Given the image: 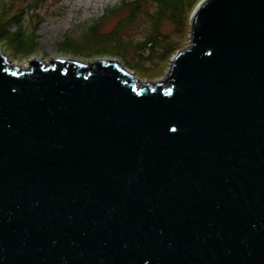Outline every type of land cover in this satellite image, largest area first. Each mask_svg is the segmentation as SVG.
Listing matches in <instances>:
<instances>
[{"label": "water", "instance_id": "water-1", "mask_svg": "<svg viewBox=\"0 0 264 264\" xmlns=\"http://www.w3.org/2000/svg\"><path fill=\"white\" fill-rule=\"evenodd\" d=\"M140 78L0 50V264H264V0H199Z\"/></svg>", "mask_w": 264, "mask_h": 264}, {"label": "rangeland", "instance_id": "rangeland-1", "mask_svg": "<svg viewBox=\"0 0 264 264\" xmlns=\"http://www.w3.org/2000/svg\"><path fill=\"white\" fill-rule=\"evenodd\" d=\"M83 1L84 3L78 0H0V23L25 8L22 22L24 33L34 35L33 44L23 49L16 48L7 39H3L0 41V50L15 64H27L31 57L51 58L58 55L78 59L115 57L122 63H127L136 76L155 80L166 72L174 52L188 45L189 17L181 20V25L168 17L152 21L150 15L154 7L146 3L136 19L122 28L119 42L123 46L104 42L96 47H103L104 54L94 56L95 47L90 44L82 45L91 33L89 26L94 23L95 32L107 36L113 30H120L115 26L116 23L126 18L133 6L120 7L107 15L106 9L118 6L122 0ZM9 29L14 31V22L9 25ZM148 34L157 38L158 42L145 43ZM163 41L167 47L162 46Z\"/></svg>", "mask_w": 264, "mask_h": 264}, {"label": "trees", "instance_id": "trees-1", "mask_svg": "<svg viewBox=\"0 0 264 264\" xmlns=\"http://www.w3.org/2000/svg\"><path fill=\"white\" fill-rule=\"evenodd\" d=\"M198 1L199 0H122L118 6H113L106 9V14L109 15L114 13V11L120 7H125L129 5L133 6L130 11V14L126 18L116 23L115 26L120 30H113L107 36L104 34H97L95 32V25L94 23H92L93 25L89 26L91 33H89L88 35L90 38H88L87 35L86 40L82 43V45L90 44L95 47V49L93 50L94 56L98 54H104L103 47L96 48L97 45L104 44V42H114L123 46V43L119 42L122 28L132 23L136 19L138 13L142 10L146 3H149L154 7L152 15H150V19L152 21L157 18L160 19L161 17H168L173 21L177 22L179 25H181L180 21L189 17L192 9ZM28 6L32 7L30 4ZM24 9L25 8H21L18 14H15L10 19H7L0 23V41L3 39H7L9 42L12 43L14 47L21 49L30 46L34 42L33 34L25 35L24 33L25 31L22 24ZM13 22L15 23V29L14 31H11L9 29V25ZM160 39L163 40L162 38ZM149 41L155 44L158 42V39L151 37L150 34H148L145 38V43ZM82 45L74 46L80 47ZM162 46L167 47L168 45L164 42ZM86 57L88 58L90 56ZM125 65H127V63H125Z\"/></svg>", "mask_w": 264, "mask_h": 264}, {"label": "bare ground", "instance_id": "bare-ground-1", "mask_svg": "<svg viewBox=\"0 0 264 264\" xmlns=\"http://www.w3.org/2000/svg\"><path fill=\"white\" fill-rule=\"evenodd\" d=\"M80 3H84V1L83 0H78Z\"/></svg>", "mask_w": 264, "mask_h": 264}]
</instances>
